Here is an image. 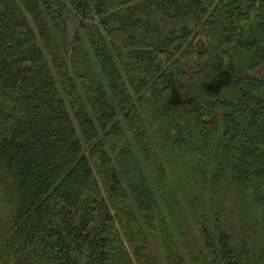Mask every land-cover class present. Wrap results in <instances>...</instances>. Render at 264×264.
Returning <instances> with one entry per match:
<instances>
[{
  "label": "trees",
  "instance_id": "16d2710c",
  "mask_svg": "<svg viewBox=\"0 0 264 264\" xmlns=\"http://www.w3.org/2000/svg\"><path fill=\"white\" fill-rule=\"evenodd\" d=\"M190 263L264 264V0H0V264Z\"/></svg>",
  "mask_w": 264,
  "mask_h": 264
},
{
  "label": "rangeland",
  "instance_id": "374dc122",
  "mask_svg": "<svg viewBox=\"0 0 264 264\" xmlns=\"http://www.w3.org/2000/svg\"><path fill=\"white\" fill-rule=\"evenodd\" d=\"M70 17V27H71V32L75 33V31H80V25L78 23V19L76 17V15L73 12H70L69 14ZM114 103H116L115 100H113ZM120 118H122V113L120 112ZM181 153V152H180ZM186 157L184 153H181V155H177L175 156V158H172V164H169V161L166 159V164L169 165L170 167L167 168V173L168 176L166 177V181H167V185L172 187V191L170 192V199L173 200L174 198L177 199L179 201L178 206V213L180 215L179 217V222L178 224H176V221L173 222L172 219L167 218V214H166V218H167V222H168V226L169 229L171 230L172 234L174 235V237L176 238L178 244H179V248L180 250L185 254V257L187 258L188 262H189V258H188V254L186 251V243H185V235L189 236H198L199 235V231L196 230V226L193 225V219H192V214H191V206L189 201H187V197L190 196V190L189 188L186 186V182L184 181V178L182 176L183 172L181 173V168L179 170V162L181 160V158ZM182 171H184L182 169ZM153 174L148 176V181L152 187V189L154 190L159 203L161 204V207L163 210H165V212L167 213L168 205L166 204L167 201H165L163 199V196H161V191H160V187L157 184V179H156V173L155 171L152 172ZM181 176V178H180ZM169 177V178H168ZM182 179V181L180 180ZM206 194V193H204ZM194 196V194H193ZM203 199V198H202ZM237 199L236 195L233 193H228L226 196V200L229 201V205H231L232 200ZM246 201V199H245ZM168 208V209H167ZM240 210V209H239ZM228 211L232 212V208H230L228 206ZM228 213V212H227ZM169 214V213H168ZM234 217L236 218L237 216H235L234 214L231 215V218ZM232 218L234 221H239L242 218H237L234 219ZM249 217H248V221H249ZM149 242H150V248H154L155 246L159 245L162 243L161 237L160 235H158L157 237H153V236H149ZM129 250L131 252V254L134 255L133 253V249H131L130 246ZM158 255L161 256V253L159 250H154ZM191 264V263H190Z\"/></svg>",
  "mask_w": 264,
  "mask_h": 264
}]
</instances>
